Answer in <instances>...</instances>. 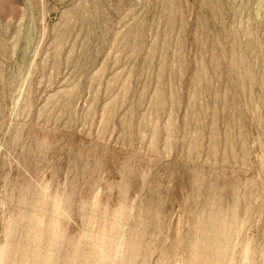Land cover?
Returning <instances> with one entry per match:
<instances>
[{
	"label": "rangeland",
	"instance_id": "obj_1",
	"mask_svg": "<svg viewBox=\"0 0 264 264\" xmlns=\"http://www.w3.org/2000/svg\"><path fill=\"white\" fill-rule=\"evenodd\" d=\"M0 264H264V0H0Z\"/></svg>",
	"mask_w": 264,
	"mask_h": 264
}]
</instances>
